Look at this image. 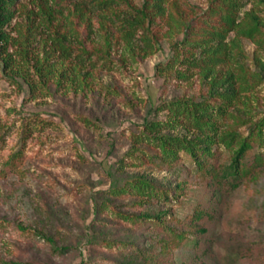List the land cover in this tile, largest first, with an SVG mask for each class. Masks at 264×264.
<instances>
[{"label":"rangeland","instance_id":"374dc122","mask_svg":"<svg viewBox=\"0 0 264 264\" xmlns=\"http://www.w3.org/2000/svg\"><path fill=\"white\" fill-rule=\"evenodd\" d=\"M132 1L141 6L144 0ZM183 1L194 7L188 12L193 19L215 0ZM23 5L33 7L29 0ZM25 22L21 12L7 28L9 55L4 56L10 65L0 58V264H117L137 248L157 256L149 264H264V173L245 181L215 221L201 222L209 233L197 246L162 241L169 236L168 226L193 238L184 225L197 207L208 208L211 193L209 180L190 156L182 152L170 165L157 166L150 157L160 155L159 149L137 139L147 122L166 121L167 111L158 110L162 103L200 101L206 94L198 76L184 82L157 71L184 34L168 31L170 20L157 19L148 29L156 50L145 55L117 44L118 36L109 49L101 31L103 37L94 36L91 44H76L100 57L92 69L77 60L63 63L44 31L25 41L19 31ZM240 46L242 55L230 65L246 71L251 82L240 101L250 114L245 121L251 122L233 125L246 137L249 126L264 118V47L246 39ZM47 60L54 80L48 89L32 92L28 82H38L33 67ZM74 66L84 75L74 73ZM38 120L43 122L37 125ZM26 127L31 132L24 142ZM22 147L21 169L5 175L6 164ZM142 181L166 190L168 203L136 195L132 185ZM158 212H167L160 224L142 218ZM55 248L69 251L61 255ZM134 260L143 264L142 258Z\"/></svg>","mask_w":264,"mask_h":264},{"label":"trees","instance_id":"16d2710c","mask_svg":"<svg viewBox=\"0 0 264 264\" xmlns=\"http://www.w3.org/2000/svg\"><path fill=\"white\" fill-rule=\"evenodd\" d=\"M23 1L0 0V58L7 67L11 63L4 56L9 55L10 34L7 28L21 12L26 13L25 29H19L25 41L44 31L60 52L63 63L77 60L78 66L88 64L92 69L97 67L100 57L95 56L96 52L79 48L76 44H91L93 37L99 36L101 31L109 38V49L112 48L113 38L118 36L117 44L126 43L131 49H138L145 55L156 50L155 36L150 35L148 29L157 19L170 20L168 31L172 29L184 34L183 40L174 46L173 56L159 65L157 71L159 75L171 73L184 82L198 76L206 94L200 101L162 103L158 110L167 111L166 121L147 122L137 139L138 143L159 149L160 155L150 157L152 164L170 165L183 152L193 159L197 171L204 172L209 180L211 193L208 208L197 207L184 225L193 238L187 239L183 230L168 226L166 231L169 236L162 240H182L185 244L197 246L199 237L209 233L201 222L205 219L215 221L230 197L245 181L264 173V118L249 126L246 137L234 127L233 124L240 121L251 122L245 121L250 114L240 107V101L252 86L246 71L230 65L242 55L241 39L264 47V0H215L202 16L193 19H189L188 15L194 12V7L183 0H144L141 6L135 5L132 0H29L33 5L29 10L24 8ZM250 4L251 8L248 9ZM98 21L100 27L97 30ZM50 62L47 60L41 67H33L38 82H28L32 92L39 86L50 87L54 80V71L47 64ZM72 70L84 75L79 68L77 70V66ZM64 72L58 79L59 88L65 81ZM42 122L38 120L37 125ZM178 129L187 134L176 137L163 134L166 130ZM30 132L31 128L26 127L24 142ZM23 147L6 164L5 175L21 169L25 160ZM224 152L228 156H224ZM132 188L139 197L154 198L164 205L170 199L166 190L143 181L132 185ZM165 216L167 212H158L142 218L150 221L156 219L160 224ZM20 228L26 231L23 226ZM213 237L210 235L208 241ZM54 251L62 255L69 248H55ZM133 251L135 255L124 253V261L117 264H135L136 257L142 258L143 264H149V260L157 258L148 250L137 248ZM164 257L166 259L167 256Z\"/></svg>","mask_w":264,"mask_h":264}]
</instances>
